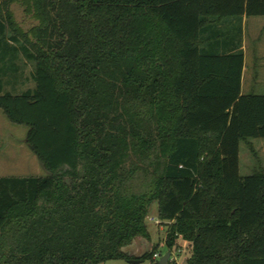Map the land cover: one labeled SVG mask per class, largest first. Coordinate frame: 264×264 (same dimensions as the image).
<instances>
[{
    "label": "trees",
    "instance_id": "1",
    "mask_svg": "<svg viewBox=\"0 0 264 264\" xmlns=\"http://www.w3.org/2000/svg\"><path fill=\"white\" fill-rule=\"evenodd\" d=\"M243 16L264 0H0V113L48 173L0 178V264H158L121 252L153 203L185 264H264V172L238 174L264 96L210 42ZM24 63L33 88L4 92Z\"/></svg>",
    "mask_w": 264,
    "mask_h": 264
},
{
    "label": "rangeland",
    "instance_id": "2",
    "mask_svg": "<svg viewBox=\"0 0 264 264\" xmlns=\"http://www.w3.org/2000/svg\"><path fill=\"white\" fill-rule=\"evenodd\" d=\"M244 34V84L241 88L243 96H264V28L254 29L253 24L264 22V17L252 18ZM260 55V56H259ZM22 80H26L23 87L33 86L30 79L32 65L21 64ZM0 178H42L48 175L40 162L25 145L27 128L9 123L0 113ZM7 143H10L8 145ZM264 139L241 142L238 151V174L246 177L257 171L264 172ZM145 225L149 239H138L121 252L129 257L137 258L154 250L159 258L170 254L169 263L182 264L187 260L190 251L182 240L176 242L175 247L169 252L165 247L166 223H161L157 218V205H150L145 218ZM102 264H130L125 261H107ZM139 264H149L148 261Z\"/></svg>",
    "mask_w": 264,
    "mask_h": 264
},
{
    "label": "crops",
    "instance_id": "3",
    "mask_svg": "<svg viewBox=\"0 0 264 264\" xmlns=\"http://www.w3.org/2000/svg\"><path fill=\"white\" fill-rule=\"evenodd\" d=\"M250 19L252 18H245L244 16L240 19H227L222 22H219L214 28L210 30V42L213 44L212 50H217L220 54L224 55H232L237 51L238 45L240 46V50L243 55V65H242V71H241V80H240V95L241 88L244 84V34L245 29L247 28V25L250 23ZM254 29L264 28V22H261L260 24H253ZM219 36L218 38H216ZM217 42V44L215 43ZM260 56V55H259ZM9 82H7L4 87V92H11L19 94L27 89L33 88H24V80L21 79L20 76L16 77V80L14 81L13 78H9ZM243 96V95H242ZM1 134L0 131V140H1ZM10 145V143H7ZM2 145V142L0 141V146ZM26 145V143H25ZM264 150V149H262Z\"/></svg>",
    "mask_w": 264,
    "mask_h": 264
},
{
    "label": "water",
    "instance_id": "4",
    "mask_svg": "<svg viewBox=\"0 0 264 264\" xmlns=\"http://www.w3.org/2000/svg\"><path fill=\"white\" fill-rule=\"evenodd\" d=\"M169 258H170V254L168 253L165 256H163L162 258H160V260L158 261V264H168L169 263ZM128 263H130V264H139L141 262L140 261L131 260V261H128ZM183 264H185V262H183Z\"/></svg>",
    "mask_w": 264,
    "mask_h": 264
},
{
    "label": "built area",
    "instance_id": "5",
    "mask_svg": "<svg viewBox=\"0 0 264 264\" xmlns=\"http://www.w3.org/2000/svg\"><path fill=\"white\" fill-rule=\"evenodd\" d=\"M158 258H159L158 255H154V256H153V259H158ZM169 260H170V258H169Z\"/></svg>",
    "mask_w": 264,
    "mask_h": 264
}]
</instances>
